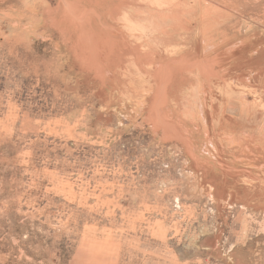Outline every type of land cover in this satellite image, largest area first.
<instances>
[{"label":"rangeland","instance_id":"374dc122","mask_svg":"<svg viewBox=\"0 0 264 264\" xmlns=\"http://www.w3.org/2000/svg\"><path fill=\"white\" fill-rule=\"evenodd\" d=\"M0 264H264V0H0Z\"/></svg>","mask_w":264,"mask_h":264},{"label":"crops","instance_id":"0c3cea01","mask_svg":"<svg viewBox=\"0 0 264 264\" xmlns=\"http://www.w3.org/2000/svg\"><path fill=\"white\" fill-rule=\"evenodd\" d=\"M150 57L153 58V60H154V62H155L156 65H159L160 66L159 62H156L157 60H159V58H157L158 56L153 55V56H150ZM172 57L173 58H178V57H175V56H172ZM169 60L172 61L171 58ZM161 65H163V64H161ZM173 68H174L173 66L169 65V69H173Z\"/></svg>","mask_w":264,"mask_h":264}]
</instances>
